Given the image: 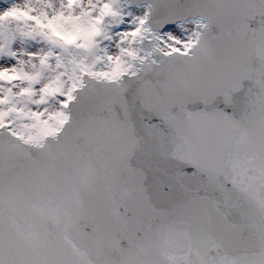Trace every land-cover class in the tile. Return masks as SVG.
<instances>
[{
  "label": "snow or ice",
  "instance_id": "obj_1",
  "mask_svg": "<svg viewBox=\"0 0 264 264\" xmlns=\"http://www.w3.org/2000/svg\"><path fill=\"white\" fill-rule=\"evenodd\" d=\"M0 264H264V0H0Z\"/></svg>",
  "mask_w": 264,
  "mask_h": 264
}]
</instances>
